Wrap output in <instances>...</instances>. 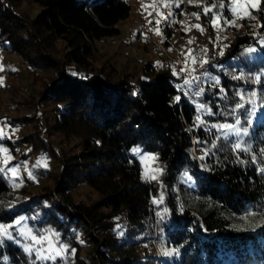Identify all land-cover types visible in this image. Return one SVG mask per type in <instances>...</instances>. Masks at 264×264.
Instances as JSON below:
<instances>
[{
    "label": "trees",
    "instance_id": "trees-1",
    "mask_svg": "<svg viewBox=\"0 0 264 264\" xmlns=\"http://www.w3.org/2000/svg\"><path fill=\"white\" fill-rule=\"evenodd\" d=\"M23 1L0 0V49L19 57L33 84L40 77L46 83L32 95L31 116L8 120L20 132L30 124L36 138L22 133L0 146L11 152L13 143L24 145L50 157L55 170L39 176L51 187L27 192L0 172V223L24 218L9 228L12 239L0 240V264H264V227L252 230L264 212V12L241 19V34L224 54H207V80L189 86L160 61L128 71L100 57L96 44L118 37L129 16L126 0H31L38 7L32 17L16 11ZM193 13L209 22L186 0L174 11L190 19ZM163 34L169 45L172 31ZM199 88L200 96L191 95ZM42 108L52 133L77 150L48 148L39 131ZM237 118L241 132L247 129L240 150L212 127ZM143 154L154 157L157 178L144 173ZM81 186L97 198L77 199ZM249 211L256 217L241 219ZM19 228L46 239L34 245ZM38 249L55 259L37 260Z\"/></svg>",
    "mask_w": 264,
    "mask_h": 264
},
{
    "label": "rangeland",
    "instance_id": "rangeland-1",
    "mask_svg": "<svg viewBox=\"0 0 264 264\" xmlns=\"http://www.w3.org/2000/svg\"><path fill=\"white\" fill-rule=\"evenodd\" d=\"M126 1L130 6V13L128 18H126L119 24V36L113 39H108V41L105 40L103 42L97 43L96 48L98 50V54L100 55V57L109 58L111 62L116 64L118 70L122 68L131 71L134 65L139 64L142 66L143 64H145L147 62L146 60L148 59V57H152L154 60H152L151 63L157 65L158 61H161V55L160 51L157 48V45L139 42L136 37L137 31L134 26L135 24L141 23L142 21H153V23H151V26L153 29L156 28L155 10L152 7L146 8L142 6L151 5L153 3V0ZM186 1L188 2V0ZM25 2L23 1L20 7H16V11L25 17H32L38 11V7L34 5L31 0H25ZM224 2L227 5L228 0H224ZM196 3H202V0H196ZM175 9L176 7L172 8L173 16L170 17L168 21H162L159 25L161 31V35H158L159 41L162 42L163 37H165V35L163 34L164 28L169 27V29L172 31V35L170 44L167 46H179L180 49L188 47V49L190 48L193 50V54L197 58L203 57L204 59L210 60L209 58H207V54L209 52H211L213 55H219V51L221 48H224V45H228L236 35L241 34V19H237V26L233 27H225L221 23L222 30L218 32L209 24V22H206L204 24L196 18L190 19L185 15H174ZM217 11L223 12L226 18L231 17V12L227 11L226 9H219ZM149 13H151V15H149ZM227 15L229 17H227ZM171 20H175L177 22L171 23ZM181 22H184L189 26L193 24H199L204 29V32L203 34H201V32L197 31L195 28H191L189 31L185 32ZM120 39L124 42L123 45L117 44L116 40H119V43ZM189 40H192L193 43L188 44ZM195 47L197 48L194 50ZM203 49H207L206 55L203 51H201ZM52 53L56 55L54 52ZM0 54L2 55V58L4 57L5 59V66L8 71V75H10V77L12 76V79L6 82L3 77L4 74H2V71H0V86H2L0 102V122L2 123H0V128H4V126L7 125V127L5 128V138L8 137L12 141H15L16 139L20 138L22 133H28L33 138H36L34 129L30 124L27 125L23 132H20V127L10 125L8 123V120L14 119L15 121L20 120L23 122V119L28 118L33 114V112L29 108V105H32L33 103L32 95L33 93L41 89L43 83H46V79L39 76L40 84L39 82L33 84V78L31 75L32 73L30 72L28 67L22 61H20L18 56L2 49H0ZM127 64L129 65V67L127 66ZM192 65L193 64H190L189 66ZM207 67L208 66L205 65L203 67L199 66L198 70L194 74V76L198 78L197 80L193 81L194 84L198 82L203 83L207 80V78L209 77ZM185 78L188 79L187 77ZM40 112L39 115L40 120L42 121V125L41 128H39V131L41 136L48 142V148L52 149L55 152H57L59 149L67 150L71 147L74 150H77V147H75V142L68 145L65 143L63 144L59 141L57 136L50 130L51 124L49 125L47 121L49 117L48 113L44 111L43 108L42 110H40ZM252 119L253 114H250L249 120L252 121ZM197 127H199V123H196V128ZM237 127L239 128V125ZM14 129L15 132L13 133ZM218 132L221 135H225L220 130H218ZM242 134L243 133L241 132V135L237 136L233 132L228 133L227 136H232L236 144L239 143V141L241 140ZM13 144L17 150L14 151V147L12 148L11 152L8 150V154L12 156L11 161H13V163L7 166V168L17 167L18 172L17 176L13 177L11 172L7 171L6 169L4 171V175L7 177V179L10 180L11 183H15L16 185L18 184L20 185V187L22 186L26 192L33 190L39 185H46L48 187H51L52 182L50 179L42 181L40 180L39 176L40 174L50 175L51 173H54L55 168L52 159L43 155L42 153L34 152L32 154H29L27 147H25L24 145L20 147L17 146V144L15 143ZM0 147H2V145ZM194 153L197 155V157H200L198 152L194 151ZM25 155H27V158L22 159L21 157ZM145 157L150 156H148L147 154H143L141 157V159H143L142 168L144 173L148 177L155 176L157 178L159 176V170L156 168L152 159H144ZM38 160L46 161V165L40 164L36 166ZM25 164L27 165L28 171H31L33 173L34 178H29L28 171H26L24 167ZM0 167H3L2 154H0ZM29 181H32V183L34 184L30 185ZM75 195L77 196V199L86 202L93 201L97 198V196L85 186H81L80 189L75 192ZM160 202L161 200L159 199L154 203ZM157 216L158 215L155 214V217ZM19 231H21L20 228ZM49 236L53 242L56 241L52 234H50Z\"/></svg>",
    "mask_w": 264,
    "mask_h": 264
},
{
    "label": "snow or ice",
    "instance_id": "snow-or-ice-1",
    "mask_svg": "<svg viewBox=\"0 0 264 264\" xmlns=\"http://www.w3.org/2000/svg\"><path fill=\"white\" fill-rule=\"evenodd\" d=\"M184 2V0H153V3L151 5H142L144 7H152L155 12H156V19H155V24H156V28L153 30L155 32L156 35H161V31L159 28V25L161 24L162 21H168L170 17L173 16V12H172V8L176 7L179 8L180 5ZM189 4H192L193 6H198L202 8V12L205 16H210L209 19V23L210 25L216 29L218 32L222 30L221 28V23L223 24V26L225 27H233V26H237L236 25V20L237 19H256V17L253 15V12L259 11V12H264V0H228L227 5L225 4L224 0H213V2L211 4H197L196 0H188ZM166 9L167 10V14L165 15L163 12L160 11V8ZM218 9H226L227 11L231 12V17L230 18H226L224 13L221 11H217ZM149 15H151V13H149ZM196 19H200V16L196 13L192 14ZM171 23H176L177 21L175 20H171ZM148 23H153V21H148ZM182 23V27L184 28V31L187 32L189 31L191 28H195L197 31L201 32V34H203L204 29L199 25V24H193V25H188L184 22ZM261 27H264V25H261ZM193 41L189 40L188 44H192ZM264 43V42H262ZM228 47L227 45H224V48ZM169 51H171V49H169ZM204 52V54H207V49H203L201 50ZM255 49L254 48H249L246 49V52H254ZM182 54L185 56V65L188 71V75L191 77V79H185L184 80V84L185 85H189L191 86V84L193 83V81L197 80L198 78L195 76H192V73L194 71L193 68L189 67L188 65L190 64H196L197 62L199 63L200 67H203L205 64L208 63L207 59H204L203 57H200L199 60H197V57L193 54V50L192 49H186L182 52ZM224 54V50L223 48L220 49L219 51V55H223ZM3 68L0 67V71H2ZM14 70V69H13ZM181 71H185V68H182ZM175 71H174V75H175ZM234 79H239L240 77L236 76L233 77ZM257 81L259 80V77L256 78ZM220 83L219 79H215V85H218ZM197 87H199V85H197ZM221 92H223V89H220ZM204 92L203 88H199V91L194 92L193 94L195 96H200L202 93ZM252 97L256 96L255 92L251 93ZM177 100H179L180 98L177 97ZM241 101H244V97L241 95L240 97ZM248 103H253L252 99H249L247 101ZM198 109L202 110L203 112H205V114L211 116L214 115V113L206 108L204 105H197ZM244 107V103H237L235 109H233V112H235L236 110L243 108ZM255 112V109H253V114ZM197 120L199 123H204V121H202L200 119V117H197ZM2 123V122H0ZM249 124L252 123L251 120L248 121ZM240 124V119L237 118L235 121V124H219V125H212L213 128H218V130H220L222 133L225 134V136H227L228 133H235V135L240 136L241 135V130L237 127ZM7 127V125L4 126V128H0V140H3L6 136V132H5V128ZM15 132V129L13 130V133ZM243 134L247 135V129L243 130ZM215 145H213L214 147ZM241 149V143H236L234 146V150H240ZM245 152H247L249 149L248 148H244L243 149ZM140 151L139 148H134L133 152L134 153H138ZM0 154H2V164L3 167H0V172H4L6 169L7 171L11 172L13 177L17 176V172L18 169L17 167H12V168H7V165L11 162L12 160V156L10 154H8V150L4 147H0ZM144 159H154V157H145ZM201 159H203V157H201ZM253 162H255V157L253 158ZM40 164H45L46 165V161L43 160H38L37 161V165ZM25 170L28 171L27 169V165H24ZM35 167V166H34ZM262 172H264V169H261ZM28 176L30 179L34 178L33 177V173L31 171H28ZM155 176H152L151 179H155ZM20 185H14V187H19ZM256 213L254 211H249L247 213V215L245 217H242L241 219L244 220H248L249 218H255L256 217ZM24 218L21 217L20 219L15 221V224H3L0 223V240L2 239H12V234L9 232V228L14 227L15 225H19L21 223V221ZM256 227H264V212H262L260 214L259 220L254 224V226L252 227V230H255ZM21 234L25 236L26 239L30 238L32 241V244L34 245H38L41 243L42 240H45L46 237H37L35 235H29V233L25 230H21ZM52 248V245L49 244V249ZM24 250L26 252L31 251V246L29 245H25ZM60 251H64L63 246L61 247ZM42 250L38 249L36 252V259L37 260H44V259H55V256L52 255H41ZM171 252L166 253V255H171ZM56 255H59V253H56Z\"/></svg>",
    "mask_w": 264,
    "mask_h": 264
},
{
    "label": "built area",
    "instance_id": "built-area-1",
    "mask_svg": "<svg viewBox=\"0 0 264 264\" xmlns=\"http://www.w3.org/2000/svg\"><path fill=\"white\" fill-rule=\"evenodd\" d=\"M160 11L163 12L165 15L167 14V10L163 9L162 7L160 8ZM134 26H135L136 31H137L136 37H137L139 42L157 45V48L160 51V55H161V61L160 62L164 67L170 69L173 72V74L175 71L176 76L187 77L188 79H191V77L188 75V71H187V68L185 65L184 55L182 54V52L184 50L188 49V47L180 49L179 46H167V45H165L163 42L159 41L158 35L155 34V32L153 31L154 29L152 28L151 24L148 23L147 21H142L141 23L135 24ZM116 41H117V44H119V45L124 44V42L121 39H120L119 43H118L119 40H116ZM169 49H171V51H169ZM147 60L152 62V60H154V59L152 57H148ZM197 60H199V57L197 58ZM210 65H211V62H210V60H208V63L205 64V66L209 67ZM199 66L200 65L198 62L196 64H193L192 66H189V67L194 69L192 76H194V74L198 70ZM0 67L3 68L2 74H4V76H3L4 80L6 82L11 80L12 76L10 77V75H8V71H7L6 66H5V59H4V57L2 58L1 54H0ZM182 68H185V71L182 72L181 71ZM194 92H195V90L191 91V95H193ZM13 149H14V151L17 150L16 147H14ZM29 183H30V185L34 184V183H32V181H29Z\"/></svg>",
    "mask_w": 264,
    "mask_h": 264
}]
</instances>
